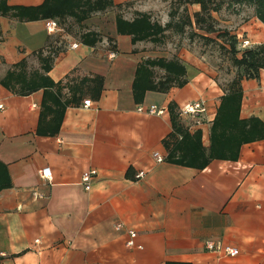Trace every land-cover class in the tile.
<instances>
[{
    "label": "crops",
    "instance_id": "obj_1",
    "mask_svg": "<svg viewBox=\"0 0 264 264\" xmlns=\"http://www.w3.org/2000/svg\"><path fill=\"white\" fill-rule=\"evenodd\" d=\"M6 1L26 8L45 2ZM113 1L133 2L121 12L126 20L147 13L163 26L172 21L174 0ZM187 7L191 17L200 10L197 3ZM16 11L0 12V161L11 180L0 191V264H264V69L239 86H232L234 78L223 84L217 52L212 63L206 46L192 47L188 30H167L161 45L133 43L118 30L116 8L81 23L68 18L62 23L73 22L75 30L54 34L46 19H21ZM235 21L225 22L232 28ZM88 31L99 34L95 45L82 42ZM236 32L252 47L264 43V23L256 16ZM53 46L61 51L49 76L73 101L51 134L45 131L50 117H41L44 100L57 91L18 94L1 80L24 58L29 71L40 69L36 52ZM156 57L179 58L188 82L147 90L137 102L138 67ZM154 70L156 82L164 78L163 69ZM96 77L101 85L92 82ZM70 85L82 88L70 91ZM197 101L206 111L182 114ZM140 105H156L158 112L139 111ZM43 168H50V178ZM92 168L97 175L86 190L81 176ZM130 231L134 246L127 244ZM208 239L240 253L209 251Z\"/></svg>",
    "mask_w": 264,
    "mask_h": 264
},
{
    "label": "trees",
    "instance_id": "obj_2",
    "mask_svg": "<svg viewBox=\"0 0 264 264\" xmlns=\"http://www.w3.org/2000/svg\"><path fill=\"white\" fill-rule=\"evenodd\" d=\"M194 3L200 5V10L194 12L193 17H191L187 5ZM132 4L133 2L130 1L115 4L113 0H45L42 5L29 7L35 10V15H30L24 11L29 9L28 7H12L7 4L6 0H0V12L6 13L11 9H17L20 12L16 11L14 15L19 16L21 19L26 17L38 18L40 16L43 19L53 18L66 32L71 33L75 30V26H73L75 22L81 23L97 12L116 8L119 12L117 15L118 30L121 33L132 35L133 43L140 40H150L161 45L165 43L166 31L169 29H174L177 32L188 30L191 44L197 41L201 43V46L208 47L213 43L218 44L217 41H219L221 43L219 47L225 48L229 52L230 60L238 72L232 82L234 87L239 86L243 79L258 78L261 69H264V43L253 47H240V42L244 39V36L239 35L236 30L231 28H217V23L221 19L213 15V12L219 14L223 8L236 7L235 13L240 14L242 7H250L253 10V16L264 23V0H174L171 6L172 21L165 26L156 20H152L151 15L147 13H137L132 20H126L122 13ZM182 5L185 6L180 10ZM68 18H71L74 23L64 25L62 22ZM99 40V34L95 31L82 34V42L95 45ZM60 51L61 47L56 46L41 49L36 52L40 69L29 71V61L24 58L14 64L1 80L5 86L18 94H29L39 89H54L57 91V94L51 93L49 98L44 100V112L41 117L42 119L43 117H50L45 131L51 134L58 131L65 108L73 101L72 98L63 97V85L56 83L49 76L55 58ZM155 67L161 68L165 72L164 78H161L158 82L155 81ZM186 74V66L177 57L172 59L156 57L144 60L138 67L134 81V93L137 102L142 101L147 90L164 91L169 85L174 84L179 87L184 86L188 82ZM86 81L87 79H83L82 85ZM92 82L101 85V81L97 77L92 79ZM81 88V85H70L69 87L70 91L75 92L80 91ZM236 97L233 96L232 99L234 100ZM238 98H240L239 95ZM49 102H52V105H49ZM170 108H172V105ZM173 123L175 130L181 132L182 129L175 118ZM10 186L11 180L7 166L0 161V191Z\"/></svg>",
    "mask_w": 264,
    "mask_h": 264
},
{
    "label": "built area",
    "instance_id": "obj_3",
    "mask_svg": "<svg viewBox=\"0 0 264 264\" xmlns=\"http://www.w3.org/2000/svg\"><path fill=\"white\" fill-rule=\"evenodd\" d=\"M46 28L49 33H57L61 32L63 28L60 26V24L57 22L56 19L49 18L46 19L45 21ZM78 44L76 42L72 43V47H76ZM252 42L249 39H243L240 42V47L242 48H247V47H252ZM113 56V54H111ZM90 105V100H85L84 101V106L88 107ZM2 107V105H0ZM139 111H146L149 113H156L158 112V107L156 105H150L148 108H144L142 105L138 107ZM206 111V107L204 105V101H197L195 103H188L186 104L182 109L181 112L184 115H194L196 113L204 112ZM155 157L158 161H162L164 158L158 153L155 152ZM41 175L44 178H50L51 177V170L50 168H43L41 170ZM97 175V169L92 168L89 170H86L82 173L81 176V182L84 185L86 190H90L92 186V181L93 178ZM145 172L141 171L137 174V178H142L144 177ZM121 225L119 224L117 227H120ZM130 240L128 241V246H134V237L136 236L135 231H130ZM36 242H39V239L36 240ZM206 248L209 251H213L218 253L221 256H229V257H234L237 256L240 253V250L238 247L227 244L224 245L221 242L214 241L211 239L206 240L205 242Z\"/></svg>",
    "mask_w": 264,
    "mask_h": 264
},
{
    "label": "rangeland",
    "instance_id": "obj_4",
    "mask_svg": "<svg viewBox=\"0 0 264 264\" xmlns=\"http://www.w3.org/2000/svg\"><path fill=\"white\" fill-rule=\"evenodd\" d=\"M235 8L236 7L223 8V10L219 12L218 17L221 19V21H219L217 23V28H219V29L229 28V26L226 24L225 21L231 20L232 17H235L236 18L235 23L238 21L239 24L235 25V23H234L233 25L235 27H232L231 29L236 30L237 27H239L245 20H247L250 16L253 15L252 14V8H250V7H244V8L242 7L240 14L235 13ZM217 42H218V44L213 43V44H211V46L206 47L205 51L211 52L210 56H212V58H211L212 63H214L213 56H214L215 52H217V55H218L217 65L222 70V73H220V75H218V77L220 78V80H222L221 82L223 84H229L230 80L232 78H234L235 76H237L238 72L230 60L229 52L227 50H225V48L219 47V46H221V43L219 41H217ZM193 43H195V44H193ZM193 43H192L193 48L199 47L200 46L199 44H201V43H198L197 41H195ZM204 47L205 46L202 45V49H204ZM196 49H198V48H196Z\"/></svg>",
    "mask_w": 264,
    "mask_h": 264
}]
</instances>
